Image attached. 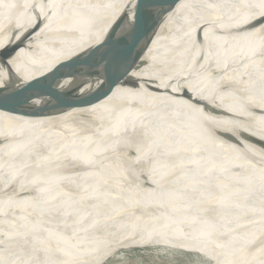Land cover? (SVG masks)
<instances>
[{"label": "bare ground", "instance_id": "1", "mask_svg": "<svg viewBox=\"0 0 264 264\" xmlns=\"http://www.w3.org/2000/svg\"><path fill=\"white\" fill-rule=\"evenodd\" d=\"M150 7L0 0V51L18 49L0 109L44 104L42 75L98 89ZM158 26L100 103L0 111V264H101L129 244L264 264V0H180Z\"/></svg>", "mask_w": 264, "mask_h": 264}, {"label": "water", "instance_id": "2", "mask_svg": "<svg viewBox=\"0 0 264 264\" xmlns=\"http://www.w3.org/2000/svg\"><path fill=\"white\" fill-rule=\"evenodd\" d=\"M150 1V9L142 14L141 18L131 29L119 61L98 89L88 95L76 97L71 93V90L62 88L59 78L42 75L28 83L36 86L46 95L47 101L44 104L34 108L28 114L9 111L3 108L0 111L25 119H48L65 113L67 114L73 110L91 107L106 99L111 91L121 82L122 77L133 68H136L141 38L148 36L152 40L157 34L159 29L158 25L162 22L164 16L180 2V0ZM17 51L18 49L12 44H6L0 51V60L5 64L9 63ZM130 86L134 87L135 83L131 82ZM80 120L82 122L84 119L81 118Z\"/></svg>", "mask_w": 264, "mask_h": 264}, {"label": "rangeland", "instance_id": "3", "mask_svg": "<svg viewBox=\"0 0 264 264\" xmlns=\"http://www.w3.org/2000/svg\"><path fill=\"white\" fill-rule=\"evenodd\" d=\"M122 247L101 264H208L207 259L200 254L178 250L171 246L143 247L129 244V246ZM61 252L58 251L57 253ZM222 252L228 253L229 251L224 250ZM93 257L91 256V260ZM95 264L99 263L95 262Z\"/></svg>", "mask_w": 264, "mask_h": 264}]
</instances>
